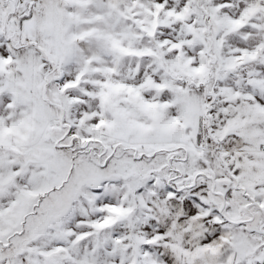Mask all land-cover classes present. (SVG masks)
<instances>
[{
  "label": "snow or ice",
  "instance_id": "obj_1",
  "mask_svg": "<svg viewBox=\"0 0 264 264\" xmlns=\"http://www.w3.org/2000/svg\"><path fill=\"white\" fill-rule=\"evenodd\" d=\"M0 264H264V0H0Z\"/></svg>",
  "mask_w": 264,
  "mask_h": 264
}]
</instances>
